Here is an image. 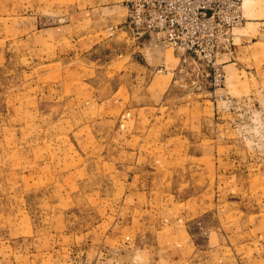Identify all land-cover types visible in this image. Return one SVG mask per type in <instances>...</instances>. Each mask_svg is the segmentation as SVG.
<instances>
[{"label": "rangeland", "instance_id": "obj_1", "mask_svg": "<svg viewBox=\"0 0 264 264\" xmlns=\"http://www.w3.org/2000/svg\"><path fill=\"white\" fill-rule=\"evenodd\" d=\"M81 2L0 0V264H175L178 252L161 241L153 216L199 214L208 193L214 200L242 199L248 216L264 220V188L257 184L264 181V89L230 97L225 75L224 87L205 98L213 104L212 125L203 130L211 141L196 147L205 150L201 160L192 158L188 140L196 128L167 122L161 113L155 117L162 120L123 135L127 109L113 111L110 89L120 82L112 73L126 64L117 49L127 41L114 26L97 43L80 40L87 31L72 9ZM259 4L264 9V0ZM82 68L97 73L65 76V70L86 74ZM176 130L188 139L169 140ZM198 166L213 171L210 177ZM195 196L203 204L192 205ZM147 205L153 207L148 219ZM258 242L264 248V237ZM200 260L208 254L179 264Z\"/></svg>", "mask_w": 264, "mask_h": 264}, {"label": "crops", "instance_id": "obj_2", "mask_svg": "<svg viewBox=\"0 0 264 264\" xmlns=\"http://www.w3.org/2000/svg\"><path fill=\"white\" fill-rule=\"evenodd\" d=\"M130 1L82 0L81 4L72 9L74 13L80 14L81 19L78 20V25L87 31V35L81 34L79 38L80 40L95 38L96 41H94L97 43L100 37L105 36V30L114 26L120 33L119 36L127 41L126 48L117 49L120 54L117 59L126 64L117 66V70H115L117 72L112 73V77H117L120 82L119 84L113 82L110 89L113 111L116 108L127 109V120L123 121L122 119L121 122V125H125L122 128L125 132L123 135L133 136V133L140 132L138 124L145 125L161 113L162 117L166 116L167 122L182 123V125L191 124V127L196 128L198 132H190L189 139L184 138L182 132L176 130L171 132L169 140L180 143L181 139H188L193 150L192 158L201 160L206 156L205 150L196 147L211 141L209 136L211 133L207 132L209 135L203 133L205 127L212 125L210 105L213 107V104L210 103V99H205L212 98L215 93L211 79L200 70L196 62L184 50L164 45L162 43L164 37L161 34H152L137 40L126 28L127 5ZM261 1H244L245 26L235 29L229 42L222 43L218 49L217 62L226 75L225 89L230 97L234 92L243 93L242 91L247 88L250 90L252 88L264 89V9L259 4ZM69 28L65 27L64 30ZM94 41L87 44L88 51L95 44ZM64 43L67 47L71 45L68 36L64 37ZM98 64V61L93 63L95 69L99 68ZM82 70L86 74L65 70V76L84 79L91 78L97 73L96 70L89 71L85 68ZM54 75L55 73L51 76ZM252 76L255 77L254 80L250 79ZM72 81L76 82V80ZM183 114L187 115V119L181 120ZM140 117L141 120L138 121ZM156 119L162 120L163 118ZM154 131L156 130L150 132ZM145 133L148 132L142 134ZM127 141L130 140L127 139ZM163 156L165 158L159 162L162 167L168 164L166 156L169 157V155L164 152ZM42 157L41 154L35 156L36 167L40 168L39 162ZM196 168L202 173L208 170L209 177L213 172L205 166ZM263 182V180L262 183L257 181L259 188L261 185L264 188ZM195 185L199 187V182ZM232 187L233 192L238 195L237 197H241V193H239L241 186L234 185ZM246 195L244 194L243 198L248 199ZM199 196L193 198L195 200L191 202L192 205L203 204L199 201ZM207 199L209 200L207 209L199 214L191 213L183 216L178 211H173V213L171 210H167V213L166 210H159V215L153 216V229L159 223L157 228L159 232L157 233L162 238L161 241L167 248L173 247L174 251L178 252L176 263L173 262L175 264L187 263L189 258L195 257L197 254L200 256L208 254L209 260L206 262L200 260L199 264H264V248L258 242L259 237H264L263 218L257 219L258 214L248 216V212L241 208L244 205L242 199L224 200L220 198L214 200L209 193ZM145 203L149 204L147 200L144 201ZM181 203L178 204L181 205ZM217 207L223 212H216ZM145 210L148 219L153 207L147 205ZM162 212H166V217L169 216L164 218L162 216L164 214L160 215ZM205 212L206 215H203ZM236 214L238 216L246 214L247 220L253 222L244 224L236 221ZM256 221L260 224L255 227ZM251 224H253L252 228L249 227Z\"/></svg>", "mask_w": 264, "mask_h": 264}, {"label": "built area", "instance_id": "obj_3", "mask_svg": "<svg viewBox=\"0 0 264 264\" xmlns=\"http://www.w3.org/2000/svg\"><path fill=\"white\" fill-rule=\"evenodd\" d=\"M244 1L131 0L126 28L137 40L161 34L164 45L184 50L210 77L215 92L225 83V73L217 62L218 49L244 25Z\"/></svg>", "mask_w": 264, "mask_h": 264}]
</instances>
